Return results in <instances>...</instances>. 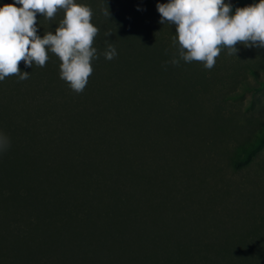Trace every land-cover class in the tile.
Instances as JSON below:
<instances>
[{"label": "rangeland", "instance_id": "rangeland-1", "mask_svg": "<svg viewBox=\"0 0 264 264\" xmlns=\"http://www.w3.org/2000/svg\"><path fill=\"white\" fill-rule=\"evenodd\" d=\"M75 3L98 29L84 91L60 79L53 53L43 67L19 63L31 71L25 90L54 93L56 122L37 126L20 97L12 103L17 76L0 81V132L2 117L27 127L6 133L21 143L5 152L16 163L8 180L27 195L0 197V264H19L15 228L28 216L47 264H264V49L237 44L230 56L221 45L211 70L182 60L165 68L176 26L159 23L153 0ZM225 3L234 12L259 0ZM64 14L37 13V34L55 33Z\"/></svg>", "mask_w": 264, "mask_h": 264}, {"label": "clouds", "instance_id": "clouds-1", "mask_svg": "<svg viewBox=\"0 0 264 264\" xmlns=\"http://www.w3.org/2000/svg\"><path fill=\"white\" fill-rule=\"evenodd\" d=\"M232 7L225 0L157 3L159 23L176 26L172 44L177 47V56L166 61L164 67L168 63L179 66L181 60L201 61L205 69L211 70L221 45L230 56H237V44L264 49V0L236 8L234 12ZM58 9L64 11V18L55 33L47 31L41 38L37 34V13L51 22ZM104 14L109 16L108 8ZM92 16L89 6L78 5L75 0H14L13 4L0 7V81L7 76H17L20 81L29 79L30 73L20 70V61H24L26 68H32L34 63L43 67L49 53H53L62 61L60 79L76 94H81L93 73L92 62L99 58L93 46L98 29L91 23ZM105 44L102 54L111 61L116 58L117 50L107 40ZM10 146V137L0 132V153L8 151Z\"/></svg>", "mask_w": 264, "mask_h": 264}, {"label": "trees", "instance_id": "trees-1", "mask_svg": "<svg viewBox=\"0 0 264 264\" xmlns=\"http://www.w3.org/2000/svg\"><path fill=\"white\" fill-rule=\"evenodd\" d=\"M155 3H159L162 0H153ZM31 74V71H30ZM13 88H12V98L15 99L17 102H15L12 99V103H14L15 106H17L21 100L18 99V97H20L22 99L23 105L25 107V109L27 111H30L31 113H35L36 116H34V123L41 124L45 121L47 123H50V121H52V123L56 122L58 115L55 113L56 111L52 110L51 105H54V97H53V92H51L50 90H41L46 97H42L41 96V92L39 93H35V90H25L26 87L23 85L24 82L18 80V77L13 78ZM2 90V89H1ZM3 92V91H0ZM65 92V91H64ZM63 92V93H64ZM43 95V94H42ZM26 96V98H24ZM43 99V101H42ZM41 101L44 102L46 104V106L49 108L48 112H44V114L40 113L38 111V108L40 109L41 106ZM47 109V108H46ZM45 111V110H44ZM1 117V115H0ZM60 119V117H59ZM5 123L3 128H2V132L3 133H7L10 134L11 136H15L16 134L20 133V129L21 130H25L27 127L23 125L22 121H20V123L16 121H7L5 119V117H2V121L1 123ZM26 127V128H25ZM27 130V129H26ZM12 136V137H13ZM11 143H13L12 141H15L14 139H11ZM16 146L21 144L20 140H16L14 143ZM39 145H36V143H32V147L33 148H37L38 149ZM13 152L11 153H0V197L5 199V197L7 195H13L15 197H19L21 199H26V197H24L23 195H27V189L21 190L18 187H16L13 184H10L8 178V174L13 173L14 169H15V164L16 163H11V162H6L8 161V155H12ZM10 160V159H9ZM23 175V174H22ZM23 177L25 178V176L23 175ZM26 192V193H25ZM31 216L27 217V227H25L23 230L19 229L18 227L15 228V230H17L15 233L18 239L23 240L24 239V244L22 245V248L24 249L23 251L25 253H21L19 257H17L16 259L19 261V264H47L48 260L47 259H42L37 257L36 252L38 253L39 251L37 250L38 246L40 245V241L39 239L34 236L33 234H30V230L32 229L31 226L33 225V222L30 221ZM31 228V229H30ZM36 235H38L37 230L35 232ZM40 253V252H39Z\"/></svg>", "mask_w": 264, "mask_h": 264}]
</instances>
